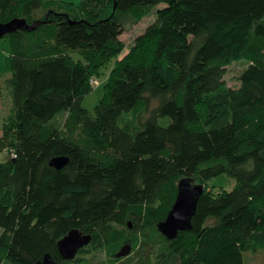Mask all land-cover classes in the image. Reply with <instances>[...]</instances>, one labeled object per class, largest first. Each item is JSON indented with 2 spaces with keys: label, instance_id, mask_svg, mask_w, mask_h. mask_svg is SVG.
<instances>
[{
  "label": "trees",
  "instance_id": "16d2710c",
  "mask_svg": "<svg viewBox=\"0 0 264 264\" xmlns=\"http://www.w3.org/2000/svg\"><path fill=\"white\" fill-rule=\"evenodd\" d=\"M152 8L123 53L119 15ZM15 17L30 27L4 35L11 74L0 97L7 87L13 105L0 135L10 154L0 161V264L48 252L63 261L58 241L72 228L92 238L71 264L92 249L109 251L96 264L264 255V0H0V21ZM237 60L248 63L233 87L224 75ZM109 65L90 111L83 97ZM58 156L61 168L50 164ZM222 173L233 188L209 184ZM186 176L205 188L191 227L168 238L158 222ZM125 244L138 256H117Z\"/></svg>",
  "mask_w": 264,
  "mask_h": 264
},
{
  "label": "rangeland",
  "instance_id": "374dc122",
  "mask_svg": "<svg viewBox=\"0 0 264 264\" xmlns=\"http://www.w3.org/2000/svg\"><path fill=\"white\" fill-rule=\"evenodd\" d=\"M67 1L74 2L75 4L81 2V0H67ZM154 10L155 9L152 8L149 14L145 15L142 19L139 20L134 19L131 16L119 15V17L122 19L124 24V31L121 34V38L125 41L126 48L124 49L123 53L127 52L128 48L131 47L135 36L139 34L141 31H143L145 27L148 25V23L154 19L155 17ZM247 63L248 62L246 60H237L227 66V71L224 75V79L226 80L227 85L233 87L239 85L240 83L239 75L242 72V70L246 67ZM109 68L110 65L102 69V73L99 76H96L94 79V87L92 91L83 97L82 105L90 111H93L95 104L97 103L99 98L103 96L104 93L103 84L109 75L110 72ZM10 74H11V57L9 53V41H8V37L3 35L2 37H0V81L4 82V80L8 76H10ZM2 91L3 94L0 97V135L3 133V126H4L3 124L5 122V118L6 116H8L13 105L12 95L8 90V88L3 87ZM65 117H66V113L60 112L56 115V118L54 119L53 122L61 125L63 124ZM9 156H10L9 152L4 151L3 153L0 154V161L2 159H6ZM209 184L214 185L216 190H219L220 188L231 189L235 186L236 179L234 177L228 176L225 173H222L211 178L209 180ZM155 247L156 246H154L153 248ZM146 248H148L147 245L146 247H143V249L145 250ZM134 252L135 251L131 247V250L129 252L130 254L129 253L126 254L127 257H130L131 255L134 254H136L135 256H138L137 251L135 253ZM81 256L87 259L85 264H96L98 262H107L110 260L109 251L102 249L99 250L92 249L88 253H84ZM244 261L245 264H264V255L261 251L244 252Z\"/></svg>",
  "mask_w": 264,
  "mask_h": 264
},
{
  "label": "water",
  "instance_id": "95a60500",
  "mask_svg": "<svg viewBox=\"0 0 264 264\" xmlns=\"http://www.w3.org/2000/svg\"><path fill=\"white\" fill-rule=\"evenodd\" d=\"M24 27H30L25 18L15 17L6 22L0 21V37ZM67 162L68 158L66 156H58L52 158L50 164L56 168H61ZM177 188L175 201L168 211L166 218L158 222L159 230L168 238H174L180 229L191 227L192 217L197 210L199 197L205 187L202 183H194L193 177L186 176L178 181ZM91 238V234L83 233L78 228H72L58 241V249L64 260L57 261L48 252L36 264H71L67 260L74 258L78 250L89 243ZM130 250L131 245L125 244L116 254L117 256L126 255Z\"/></svg>",
  "mask_w": 264,
  "mask_h": 264
}]
</instances>
